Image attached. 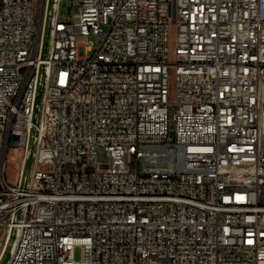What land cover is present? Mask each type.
Instances as JSON below:
<instances>
[{"label":"built area","instance_id":"1","mask_svg":"<svg viewBox=\"0 0 264 264\" xmlns=\"http://www.w3.org/2000/svg\"><path fill=\"white\" fill-rule=\"evenodd\" d=\"M61 2L0 0V264H264V0Z\"/></svg>","mask_w":264,"mask_h":264},{"label":"rangeland","instance_id":"2","mask_svg":"<svg viewBox=\"0 0 264 264\" xmlns=\"http://www.w3.org/2000/svg\"><path fill=\"white\" fill-rule=\"evenodd\" d=\"M78 12V5L74 2V0H62L61 2V7H60V19L63 21H69L72 19L73 15ZM177 35V29L175 25L170 26L169 28V49L172 51L175 46V38ZM89 40L92 42L94 48L96 49L99 45V38L96 36H90ZM170 90L171 93L174 91V84L171 83L170 85ZM98 159L100 163H106L108 160L107 154L103 149H100L98 152ZM6 174H7V179L9 182H13L15 179V174H16V164L14 162H10L7 165L6 169ZM12 247V246H11ZM79 250L76 251V258H79ZM9 254H6L2 258L4 261L3 263L8 260Z\"/></svg>","mask_w":264,"mask_h":264},{"label":"bare ground","instance_id":"3","mask_svg":"<svg viewBox=\"0 0 264 264\" xmlns=\"http://www.w3.org/2000/svg\"><path fill=\"white\" fill-rule=\"evenodd\" d=\"M13 248V244H12V247H11V249ZM3 257H4V255H3Z\"/></svg>","mask_w":264,"mask_h":264}]
</instances>
